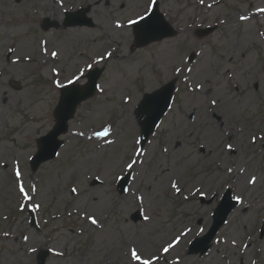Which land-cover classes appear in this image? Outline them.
Instances as JSON below:
<instances>
[{
    "label": "rangeland",
    "instance_id": "1",
    "mask_svg": "<svg viewBox=\"0 0 264 264\" xmlns=\"http://www.w3.org/2000/svg\"><path fill=\"white\" fill-rule=\"evenodd\" d=\"M156 1L179 34L133 50L128 21L151 0H0V264H37L41 251L46 264H127L133 248L152 264H264V14L253 17L264 0ZM88 6L94 28L64 27L66 12ZM47 20L60 27L45 30ZM94 68L105 69L96 95L58 156L31 171L62 87L81 70L84 85ZM173 80L171 107L141 148L138 105ZM228 189L238 206L211 249L190 255Z\"/></svg>",
    "mask_w": 264,
    "mask_h": 264
},
{
    "label": "water",
    "instance_id": "2",
    "mask_svg": "<svg viewBox=\"0 0 264 264\" xmlns=\"http://www.w3.org/2000/svg\"><path fill=\"white\" fill-rule=\"evenodd\" d=\"M87 11L78 12L75 14H68L66 26H88L93 27L94 23L91 19L86 17ZM57 23H47L46 29L57 27ZM215 28H209L200 31L202 37L211 34ZM176 30L165 20L164 16L160 13L158 4H156L154 12L149 16L146 21H141L138 25L134 26V49L146 47L158 41L167 38H174L177 36ZM196 59V55L191 57V62ZM104 69H94L87 75L88 82L83 86L71 85L62 90L59 104L54 112L56 123L53 129L44 137L38 140V153L31 161V169L33 172L38 171L40 166L48 161L56 158L59 150L64 145V141L60 137L66 135L69 131V121H71L77 108L83 102L94 97L98 81L100 80ZM20 85L16 86L19 89ZM176 88V81H172L159 89L158 91L147 94L140 105L138 106V114L141 118L140 126L142 129L141 142L142 147L146 145L152 134L155 132L157 126L161 123L164 115L167 113L172 102L173 93ZM132 174L129 173L122 178L118 184V191L120 194L126 192ZM238 202L232 200V192L228 190L222 199V202L215 210L214 223L203 238L196 239L190 247V255L206 254L212 247V241L218 234L221 227L224 226L227 219L234 211ZM142 219L138 213L135 221ZM32 225H36L33 220ZM49 251H41L38 255L37 264H46L49 257Z\"/></svg>",
    "mask_w": 264,
    "mask_h": 264
},
{
    "label": "snow or ice",
    "instance_id": "3",
    "mask_svg": "<svg viewBox=\"0 0 264 264\" xmlns=\"http://www.w3.org/2000/svg\"><path fill=\"white\" fill-rule=\"evenodd\" d=\"M201 2H203V0H201ZM155 4H156V0H151V4L149 5V8L146 10V14L145 15H141L138 19H130L128 21V25L131 27L133 25H138L141 21H146L149 18L150 14H151L152 6H154ZM262 11H264V9H262ZM241 19H243V17H241ZM116 27L119 28V27H122V25L117 23ZM52 56L56 57L57 53L53 52ZM89 68H91V65H89ZM177 71H179V69ZM83 75H84V72L81 70L79 75L74 76L72 79H70L68 81V83L69 84H74L76 81L80 80V78ZM55 84H56V87H61L62 86L59 81H56ZM213 103H215V101H213ZM108 132H109V130L107 128H105L102 132H97L96 135L98 137H106L108 135ZM229 147H231V146H229ZM135 164H136V161L133 160L131 163H129L127 165V167L129 169H132ZM15 176H16L17 181H20L21 172H20L19 168L16 169ZM250 182L251 183H255V178H253ZM172 187L175 188L177 192H179V188L177 187V185L175 183L172 184ZM33 191H34V189H33ZM72 191L76 192V189H72ZM19 193L25 200H30L31 199V197L29 196L28 192L25 191V187H24V184L22 182L19 183ZM36 207H39V205H36ZM145 219L147 220L148 217H145ZM92 223L95 224V223H97V221L95 219H92ZM169 247H172V245H169ZM168 250H169L168 248H164V252L165 253L168 252ZM130 256H131V259L133 261H137V262H139V264H152V259L151 258L142 259L135 248H133L131 250Z\"/></svg>",
    "mask_w": 264,
    "mask_h": 264
},
{
    "label": "bare ground",
    "instance_id": "4",
    "mask_svg": "<svg viewBox=\"0 0 264 264\" xmlns=\"http://www.w3.org/2000/svg\"><path fill=\"white\" fill-rule=\"evenodd\" d=\"M51 9H52V11L54 12L55 10H56V7L55 6H51ZM264 14V11H259V12H255V13H253V17H255V16H258V15H261V14ZM235 19H237L236 17H233L232 19H231V21H233V20H235ZM164 154H166V152L164 153ZM242 173H244V171L242 172ZM255 178V183H253V184H256V182L258 181V177L256 176V177H254ZM132 184H133V182H132ZM134 184L136 185V184H138V181H135L134 182ZM133 184V185H134ZM207 194L209 195V196H211V197H215L216 195V193H215V191H212L211 193H209V192H207ZM204 195V194H203ZM196 210H203V209H196ZM205 215H207V214H205ZM204 215V216H205ZM195 231L194 230H192V229H187V230H185L184 232H183V234H182V236H181V238L179 239V241L180 242H182V240H184V239H187V238H189L193 233H194ZM177 244L178 243H174L173 245H172V247H171V249H173V250H175V252L177 251ZM170 252V249L168 250V252H166V254L167 253H169ZM122 258H127V256L126 255H124ZM119 262H121V260H118ZM114 264H118V263H114ZM127 264H139V262H137V261H132V262H129V263H127Z\"/></svg>",
    "mask_w": 264,
    "mask_h": 264
}]
</instances>
